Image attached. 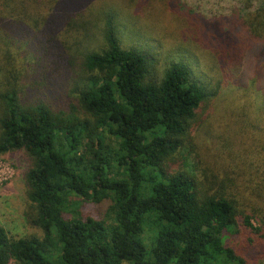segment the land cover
I'll return each instance as SVG.
<instances>
[{"label":"trees","instance_id":"trees-1","mask_svg":"<svg viewBox=\"0 0 264 264\" xmlns=\"http://www.w3.org/2000/svg\"><path fill=\"white\" fill-rule=\"evenodd\" d=\"M146 8L176 19L205 81L184 58L160 67L124 44ZM190 8L0 0V155L21 154L25 217L39 231L0 223V264H264V3L213 17ZM253 57L260 79L241 86Z\"/></svg>","mask_w":264,"mask_h":264},{"label":"rangeland","instance_id":"rangeland-1","mask_svg":"<svg viewBox=\"0 0 264 264\" xmlns=\"http://www.w3.org/2000/svg\"><path fill=\"white\" fill-rule=\"evenodd\" d=\"M187 3V6L197 12H203L208 17L230 14L231 12L238 10H255L257 7L264 3V0H183ZM247 3H252L253 8H239L246 6ZM187 9V8H182ZM98 12V9L94 11ZM146 16H138L130 21V25L134 27L136 26L138 32H141L139 37H134L130 33H126L122 40L124 44H135V46H140L139 48L144 49L149 53H154L157 56L161 57L162 65H164V58L168 57V59L172 60H180L184 58L187 63H190L195 70L196 76L204 80L203 73L198 68L199 62L197 59L189 56L186 52L185 47L182 45L180 41L182 40V36L180 31L177 30L178 25L176 23V19L170 15L166 14V8H146L145 9ZM127 15L122 14V20L119 24V28H122V23H124L123 17ZM145 19L148 22V25L151 26L154 30L148 27ZM121 26V27H120ZM135 28V27H134ZM189 42V40L185 41ZM184 42V43H185ZM142 44V45H141ZM186 44V43H185ZM190 45V44H189ZM183 50L185 52H183ZM205 50L199 51L198 53L203 58V65L208 63V54L206 59ZM196 58V57H195ZM259 63V66H258ZM202 65V67H203ZM260 63L257 59H250V61H245L242 69L235 75V79L242 83L241 86H248L254 84L256 80L259 81V75L256 73L257 68L260 69ZM204 70L203 68H201ZM217 77V76H216ZM205 81V80H204ZM256 82V85L258 84ZM245 84V85H243ZM261 86H263V80H261ZM239 86V85H238ZM237 86V87H238ZM239 86L237 91L240 89ZM236 90V89H235ZM237 91L231 98H234L237 95L238 102L235 104H242L241 93L238 94ZM237 92V93H236ZM256 92L252 93V96L255 95ZM224 97V96H223ZM230 97H228L229 99ZM224 100L227 97L223 98ZM240 100V102H239ZM220 104H224L221 98ZM219 104L218 108L221 107ZM226 105V103H225ZM225 123V120L222 117H219L214 121V125L218 131ZM210 141L213 142L203 148H200L198 151V156L200 159L208 160L207 155L208 149L211 147H215L217 142L215 141V137ZM199 145V144H198ZM201 146V145H200ZM207 147V148H206ZM21 154L7 152L5 154L0 155V223L6 228V230L13 235L24 236L30 233L39 232L38 229L31 227L25 217V210L27 204V196L25 189V182L23 178V173L25 167L23 165H19L16 161V158L20 157ZM108 205V202L105 201L100 206H92L91 204H86L83 207V211L92 214L103 213ZM153 232L149 230L146 232L147 241L150 240Z\"/></svg>","mask_w":264,"mask_h":264}]
</instances>
